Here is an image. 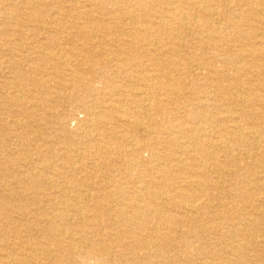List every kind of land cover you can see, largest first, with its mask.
I'll return each mask as SVG.
<instances>
[{
	"label": "rangeland",
	"instance_id": "rangeland-1",
	"mask_svg": "<svg viewBox=\"0 0 264 264\" xmlns=\"http://www.w3.org/2000/svg\"><path fill=\"white\" fill-rule=\"evenodd\" d=\"M39 1L41 3H47L45 5H40L39 7H37L36 13H38V15L36 17H33L34 19L29 18L28 15L30 14V10L28 11L27 9L30 7L32 8V10L35 9L34 4L35 2L38 3ZM49 1H52V3ZM49 1L0 0V65L2 66L0 67V92H3V94H6V96L22 95L27 100V97L33 98L35 104L38 106L37 110L32 109V112L29 114L24 112L17 113L19 115L16 118H12L8 113L0 111V135H2L1 138H3V140L0 139V236L5 235L4 242L8 244H20V240L16 238L14 229H12L11 225H8L9 223H7V220H11L13 223H15V225L23 223V225L28 224V228L30 229L33 227V223L28 222V220L25 218V215H22L24 212L17 209L20 206H24L26 204L28 206V204H31L33 205V208L31 209H37V211L40 210L36 213L38 219H40L42 215H46V212L42 211L43 203L39 200V197H36V199L34 198V201L31 200L34 197L32 195L34 193H36L37 196H40L42 186H40L39 188L35 187L36 190L32 188H25L24 186L22 188L17 184V179H20V177L17 176L19 174H26L27 171L30 173L43 172L42 174H46L48 171H52L54 172L55 176L54 180L60 182L61 186H65L66 188H68V192H70L71 190V183L75 181L79 183L81 181H84L85 184H87V177L89 178L91 175H94V177L90 181L91 183H100L102 180H105L110 185L112 184V189L117 185H120L122 188L136 187L139 193H143L144 188L141 185V183L143 182L140 181L149 182L152 179L159 178L160 176L157 169L161 170L166 168V164L170 169L177 170L179 168L176 164L168 163V159H165L159 163L157 161L155 162L153 160L152 153L145 149L142 151H138V153H130L129 155L123 156L118 153L120 150H116L115 152L107 155L109 158H103L105 162L107 161L103 164L101 163V161L99 162L98 157H95L94 154H90V152H92L93 150L88 146V143L92 139H102L104 141V144L106 142H108V144H111L114 141L111 142L108 139L106 131L104 132L99 129L100 132L97 131L96 133H94V126L91 125L90 122H85V119L87 117L94 119L93 115L101 114L107 119V121L112 119L110 120L111 122L108 123L109 127L113 125L112 128H116L117 131L120 129V131H118L119 135H131L133 137L131 139L137 140L140 143V146H144L150 143L154 144L156 147L153 148L155 152L158 151L161 153L164 151V156H169L172 151L178 150V148L174 143H172V141L170 142L169 140V142L165 143L167 148H165L166 146L164 145H157L158 143H154L155 140L148 138V136L139 135L138 133L131 130L128 126H124L120 121V117L119 121L117 118L113 120V118L115 117V111L113 110L114 108H116L117 102H120V99L129 96L127 94L130 93L140 95L142 94V92H147L146 88H144V85L153 84V82H145L147 81L146 77H148L149 73L156 74L158 78L161 76L159 80L154 81L155 84L161 83V88L156 89V91H158L154 93V96L160 98L167 97L169 99L172 94L180 97V86L178 87L179 82L176 80L179 77L175 76V74L177 73H172L175 69L177 72L178 70H181L182 72L179 73L183 75V80L191 84V86L186 89V93H193L197 97L200 96L202 100H210V103H207V106L209 107L205 109L209 117H203L197 120V122L200 121L203 123L204 130H206L205 133H203V135L206 136L203 139L205 143L201 144L202 146L205 145L206 148H201L198 145L197 147H199L201 151L205 150L203 151V153L208 151L209 154H211L210 156L213 155L212 157H216L215 163L217 166L215 167L214 171H212L209 168V162H202V165L204 164L203 166H205L206 164L208 165V169L205 170L206 172L204 175H202L203 173L200 172L202 176L200 177L199 181L205 180L204 182L211 186L209 189H206V191L216 196L215 203H217V208L219 211H222L224 209L223 206L225 205L226 209L230 210L234 214V217L237 219L233 221V224L239 222L243 213L254 211L250 207L251 204L247 203V199L241 196V191L249 187V180H255L257 176L261 175L264 172V169L262 168L264 167V138L260 144L261 147L259 149L253 150L251 147L244 148L248 149L246 151H243L244 154L242 158H244V161L241 160V162L237 165L234 163H230L228 157H226V154H224L221 148L218 146L221 142H219L216 137H226V133L224 131H220V129L228 128V130H230L235 124H240L243 127L247 128V126L249 127L252 123H256L260 125L258 131L261 133L264 132V119H262L264 118V104L258 103L259 100L261 102H264V86L263 84L260 85L261 82H258V80L260 79L261 81H264V72L260 71L259 67L260 64H264V60L261 61L262 58L260 57L259 59V55H254V53L256 52V47L254 45V42L256 41L255 38L256 36H258V34L260 35L261 33L259 29L257 30L258 24H244L240 19V16H238L240 15V11H234V9H236L237 7L232 9L235 2L232 3L230 7L232 10H230L231 13L228 14L229 16L226 17L222 11H219L220 15L217 18L211 19L212 25H214L213 27L215 29L204 27V25L206 24L205 22L208 21L209 18H205L204 15H202L197 9H186L187 15L191 17L192 21L194 20L192 29L188 33L186 31H181V29L179 28V21L169 20L174 29L176 31H180L181 35L180 40L176 39L177 42L175 38L173 40V43L178 44L179 46L180 53L177 54L179 56L178 58V56L172 55L170 53L171 49L169 48L167 43H170L171 41H168L166 39L167 37L164 35V33L155 34L156 30H154L153 28H156L157 26H147V24H159V20L162 16L170 17L171 6L169 5L174 0H74L73 3L70 2L71 0ZM178 1H180L181 3H185L190 0ZM234 1H236L237 3L239 0ZM20 2L23 4H21ZM58 6L59 9H57ZM258 7L260 9H264V2H262V5ZM245 9V11L250 12V9ZM159 13L162 16L159 15ZM78 18L80 19V21ZM218 21L220 23H218ZM56 23H58L59 25H56ZM138 23L143 24V27H145L147 32L150 31L149 34L152 33L154 37L152 39H146V41L143 43H139V41L137 42L135 39L137 33L145 35V33L143 32L145 30L144 28H141L140 26H134ZM35 27H37L39 30L35 32L36 37L31 36L33 34L32 29ZM135 28H138L141 31H137L135 30ZM216 29H218V31ZM81 33L82 36H80ZM262 33L264 35V29H262ZM50 36L61 39L66 44L73 41L74 43H71V46L72 44H76L75 47H73V51H75L78 58H81L79 57L82 52L81 48L85 46L87 47H85L86 49L92 47L93 51L95 52L91 53L90 55H86V66H82L81 68L76 67L69 69L66 66H56L54 64L52 65L51 63H46L40 66V70H42V72L39 70L36 73L34 70L28 69V64H26L25 62V66L24 62L22 61L24 59L22 58L24 55H29V53H32V51L28 50V48L31 47L29 45L35 43H46L47 39ZM20 38H22V40H20ZM150 43H157V45L152 46L150 45ZM20 44L27 48V50L22 52L21 62L19 61V63H22L25 68V70L23 71L24 75H22L21 78H18V81H20V83H23L24 85L26 84L25 86L27 91H23L22 93H19L14 89L6 90L2 87L7 79L9 82L17 81V79L16 81L14 80V78H17L15 74L16 72L14 70L15 66L18 67L17 62L14 59H11V57L8 58V56H10L11 52H14L16 49L20 48ZM192 45L194 47H192ZM142 47H144V49L141 50L140 48ZM156 48H158L161 52L156 51ZM105 49L110 50L109 54L111 57L108 59H106L105 56H102L103 52H105ZM147 50L151 53L149 52L150 54H147ZM195 52H197L196 55L198 57H195V60L192 59V61L194 62L193 66L197 67L198 63H201L203 65V62L206 61L208 67L205 68V66H201V69L198 70H194L192 68H177L176 65L175 67H173V63L178 62V60L186 61L187 58L191 57L189 55L194 54ZM246 53H248V55ZM115 58H117L118 60ZM74 59L77 60L76 57H73V62ZM231 59L235 61H231ZM169 62H171V64H169ZM232 62L234 65L232 64ZM242 63L246 65L247 68H249L250 65H256V67H250L249 72L244 74L240 69L244 66ZM22 64H20V66ZM91 66L93 67L92 74H85L83 70H86ZM209 66H213L211 69H214L216 74L215 76H217L214 77V79L217 78L218 83H220V86H222L223 88L220 87L221 90L218 91L219 93L213 88V86L210 88L204 87V91H206L205 93H202V91H200L201 89H198L195 92L192 91V89L190 88H193L194 86L196 88L197 85H205V83L203 82L205 81V76H207V73H209ZM45 76H47V79L45 78ZM76 76L80 77L82 82L77 83V87L74 88V84L69 80L71 77ZM131 85L134 88H131ZM88 86H90L89 89ZM235 87H237L238 90L232 89ZM168 90L171 92L170 95L167 93ZM253 91H255V93ZM223 97L227 99V102L223 101ZM212 102L216 105V107L217 103L220 107L223 106V104H226L227 109H232L237 113L234 112V115H229L232 120H230V118L226 120V116L224 115H220L219 117L217 114L219 112L216 110V107H213ZM84 103L88 105V110H85L83 108ZM240 110H246L249 113L250 117L239 115ZM12 111L18 112L20 111V109L14 106V108L12 107ZM255 113H258V115L256 116ZM184 115V110L180 109L179 117H183ZM141 116L142 115L139 112H136V114L133 112L131 114L128 113V117L132 119H139ZM152 118H154V120H156L157 122L160 121V117L155 113L152 114ZM127 119L121 118V120L124 122H126ZM17 121H20L23 124L22 128L15 126V122ZM213 126L219 127L214 131L216 133L215 139L218 141V143H215V145H209L211 138L207 136L212 133ZM122 128L124 131L121 130ZM127 130L128 132H125ZM134 133L136 134V136ZM98 134L101 136H99ZM120 139V143L118 141H115V145H112L113 148L115 147L118 149L122 145V143H126L127 145L130 144L128 143L127 139H125V137H122ZM155 139L158 140L157 137H155ZM197 149L198 148H194V150L196 151ZM103 156L107 157L105 155ZM182 156L183 158L187 157L186 155H181V157ZM23 157H28L29 159L31 158V160H33V163L25 162L26 160H24ZM68 157H70V159H68L67 163L66 158ZM139 161H141L142 164H140ZM29 164L30 166H28ZM44 165H50V168L52 170L43 169ZM173 165L175 167H172ZM65 166L71 167V170L74 169L73 173L67 171L68 169H65ZM33 168L35 169V171H31L33 170ZM188 170H190L189 167L188 169L183 170L180 175L188 177V174H186ZM12 173L13 175H11ZM4 175L7 176V180L3 178ZM98 180H100V182ZM212 183H214V186L218 185V187H214L213 189ZM153 190V192L156 193V196L150 197V195H146V198L144 200L145 205L143 204V209L137 211L138 213L136 212L137 221H135L133 228H131L136 232H140L138 230H141V232L144 233L148 228L156 225L159 222L160 212H157L155 210L156 203H159L161 206L167 208L169 215H176L173 210V205L168 202L166 203L160 199V197L163 196L162 194H160L161 196L158 194L159 192H161V189ZM193 192H195V194L197 195H201L199 190L197 189ZM255 193V199L257 200V203L259 205L261 203L264 205V202H261L262 196L264 194L260 191ZM210 194L206 195L203 191L201 195L203 197L200 198L198 205L199 208L200 206H203L204 208L201 209L199 213H197L198 215L196 214L197 224L201 225L205 223L201 215H203V213L208 210L206 204H208L207 197ZM172 195L174 197V194H171L170 196ZM11 196H13L12 198L16 202L15 203L13 201L11 204L12 210L13 208L14 210L7 211V213L5 214L2 208L4 204H6L7 201L11 198ZM175 196L178 201L184 200L187 204L191 203L190 197L188 196L181 197L179 196V194H175ZM114 200L118 201L117 198ZM113 205H115V202H113ZM258 209L264 212V208L262 209L261 207H258ZM8 210H10V206ZM263 219L264 217L262 216L258 221L260 225L261 223L263 224V230H251L246 232L245 235L247 236L245 240L242 241L245 250L243 252L245 256L248 257L250 261H248L249 264H264L263 258L260 257V254L263 253L262 251H264V248L255 244V240L259 237V240H262L261 237H263L264 235ZM44 226L45 225L43 224L39 226V231H41V233L43 234L46 233V227ZM120 226L122 229L128 228L130 230V227H127V225L125 224L120 223ZM32 232L36 234L35 231ZM101 232V234H103V231ZM163 232L168 237H165L163 243L168 244L170 242H174L179 245L183 244V238L180 233L177 234V238H172L171 233L168 230H164ZM248 236H250L249 238L252 239L249 240ZM88 237H92V235L89 234ZM94 237L99 236L94 235ZM212 237L215 242L220 243L218 244V246H220L221 250L225 248L224 245L226 242L228 243L229 241H231L227 238H223L221 241L219 239L220 235L216 232L212 234ZM213 240H211V242ZM94 241L96 242V245H101L105 240L103 238L100 242L98 240ZM191 241L194 242L196 241V239H191ZM206 241H208V239H206ZM203 243H205V241H203ZM215 251L216 250L214 249L211 250L207 248L199 253L200 255L198 256V252L189 251L191 255L190 264H204V262H206L208 259L212 261V259L215 257V254L213 253ZM260 259L262 260L257 261ZM183 264L186 263L184 262Z\"/></svg>",
	"mask_w": 264,
	"mask_h": 264
},
{
	"label": "bare ground",
	"instance_id": "bare-ground-1",
	"mask_svg": "<svg viewBox=\"0 0 264 264\" xmlns=\"http://www.w3.org/2000/svg\"><path fill=\"white\" fill-rule=\"evenodd\" d=\"M39 2L38 3L35 2L34 4L35 9L32 10L31 7L27 9L28 11L30 10V14L28 15L29 18L36 17L38 15V13H36L37 7H39L40 5H45L47 3V2L46 3L45 2L39 3ZM49 2L52 3V1H49ZM70 2L73 3L74 0H71ZM262 2H264V0H239L237 3L234 0H190L185 3H181L178 0H174L169 5L171 6L170 7L171 16L170 17L162 16L159 13V15L162 16L159 20V24H147V26H151V27L157 26L156 28H153L154 30H156L155 34L164 33V35L167 37L166 39L168 41H171L170 43H167V45L171 49L170 53L172 55L178 56L177 54L180 53L179 46L178 44L173 43V40L174 38L175 40L181 39L180 31L179 30L176 31L174 27L171 25V23L169 22V20L179 21L180 22L179 28L181 29V31H186L188 33L192 29L194 20L192 21L191 17L187 15L186 9L194 8V9H197L202 15H204L205 18H209L208 21L205 22L206 24L204 25V27L206 28L210 27L211 29H213L214 25H212L211 19L217 18L220 15L219 11H222L227 17L229 16L228 14L231 13L230 10L237 7L236 9H234V11H240V15L238 16H240V19L242 20L244 24H251V25L258 24L257 30L259 29L261 33L260 35L258 34L256 38L254 37L256 39V41L254 42V45L256 47V52L254 53V55H259V59L261 57L262 58L261 61H262L264 60V51H262L264 50V35L262 33V29H264V9H260L258 7L262 5ZM232 3H234V6L231 9L230 7ZM18 6H19V2H18ZM245 8L250 9V12L245 11L246 10ZM57 9H59V6L57 7ZM157 22H158V19H157ZM218 23L220 22L218 21ZM56 25H59V24L56 23ZM134 26H137V27L140 26L141 28L145 29V27H143V24L138 23ZM135 30L141 31L138 28H135ZM145 30L143 31L145 35L137 33V36L135 37L137 42L139 41V43L141 42L143 43L146 41V39H149V38L152 39L154 37L152 33L149 34L150 31L147 32V30L146 31ZM216 30L218 31V29ZM37 31H39L37 27L33 28L32 29L33 34L31 36H35V32ZM80 36H82V33ZM20 40H22V38H20ZM71 43H74V42L71 41L70 43L66 44L61 39H57L56 37L50 36L47 39L46 43H35L32 45H29L31 47L28 48V50L32 51V53H29V55H24L22 58L24 60L22 61L24 62V64L25 62L26 64H28L27 65L28 69L34 70L36 73L37 71L40 70V66L46 63L48 64L51 63L52 65L54 64L56 66H59V65L64 66V67L66 66L69 69L76 68V67L81 68L82 66H86V62H87L86 55L87 54L90 55L91 53H94L95 51H93L92 47H89L88 49H86L87 47L85 46L86 48L85 47L81 48L82 52L79 55V57L81 58H78L75 51H73V47H75L76 44H72L71 46ZM150 45L152 46L157 45V43H150ZM192 47L194 46L192 45ZM108 49H105V52H103V55H102V56H105L106 59L111 57L109 54L110 50ZM140 49L142 50L144 49V47ZM25 50H27V48H25L24 46L20 44V48L16 49L14 52H11V53L9 52L10 56H8V58L11 57V59H14L18 65V67L15 66L14 68L16 72L15 74L17 77V78H14V80L16 81L17 79V81L9 82L7 79V81L4 82L2 86L4 89L6 90L14 89V90H17L19 93L20 92L22 93L23 91L24 92L27 91L26 86H25L26 84L24 85L23 83H20V81H18V78H21L22 75H24V72H23L25 70L24 65L22 63H19V61L21 62L22 52H24ZM156 51L161 52L158 48H156ZM149 52L150 51L147 50V54L151 53ZM196 54L197 52H195L194 54H190L189 56L191 57L187 58L186 61L178 60V62L172 64L174 65L173 67H175L176 65L177 68H184V69L192 68L194 70L201 69V66L202 67L205 66V68L208 67L207 66L208 64L206 63V61L203 62V65L201 63L200 64L198 63L197 67L193 66L194 62L192 61V59L195 60L196 59L195 57H198ZM246 54L248 55V53ZM73 57L74 58L76 57L77 60L74 59V62L76 63L73 62L72 60ZM231 61H235V60L231 59ZM20 64L22 65L20 66ZM169 64H171V62H169ZM0 67L2 66L0 65ZM209 67H210L209 68L210 70L208 71L209 73H207V76H205V81L203 82L205 83V85H202V86L197 85L196 88L194 86L193 88H190L192 89V91L195 92L198 89H201L200 91H202V93L203 92L205 93L206 91H204V87L210 88L212 86L217 92L221 90L220 88L222 87L220 86L221 84L218 83L217 78L214 79V77H217V76H215L216 74H215L214 69H211L213 66H209ZM250 67L254 68L256 67V65L255 66L250 65ZM259 67H260V71L264 72V64H260ZM249 68H247L246 65H244L243 68H240V69H241V72L245 74L249 72ZM40 71L42 72V70ZM92 71H93L92 66L86 70H83V72L87 75L92 74ZM179 72H182V71L178 70L177 72L175 69L174 72L172 73H177L175 74V76L179 77L176 80L179 82L178 87L180 86V89H179V91H181V93L179 94L180 97L176 95H172L169 90L167 92L169 95L171 94V97H169V99L167 97H164L165 98L164 99L163 97L160 98V97L154 96V93L158 91V90L156 91V89L161 88V83L155 84L154 81L159 80L161 76L158 78L156 74L149 73L148 77H146L147 81L145 82L146 83L153 82V84L144 85L145 86L144 88H146L147 92H144L145 93L144 94L141 91L142 94L139 93L140 95H135V94H130V93L127 94L129 96L123 99H120L119 100L120 102H117L116 108H114L113 110L116 112V113L114 112L115 117L113 118V120L117 118L119 121V117H120V121L123 123L124 126H128L131 130L138 133L139 135L148 136V138L155 140L154 143L155 142L158 143L157 145L166 146L165 143L169 142V140L170 142L172 141V143L175 144L178 150L172 151V153L169 156H164L163 154L164 151L161 153L158 151L155 152L153 149L155 147L154 144L150 143L144 146L143 145L140 146L139 145L140 143L137 140L131 139L133 138L131 135H128V134L119 135L118 131H120V129L117 131L116 128H112L113 125L109 127L108 123L111 122L110 120L112 119L107 121V119L101 114L93 115L94 119L90 117H87L85 119L86 123L90 122L91 125L94 126L93 127V129L95 130L93 131L94 133H96L97 131L100 132V130L104 132L106 131L108 139L111 142L114 141L111 144H108V142H106L105 144L107 145V147L104 144V141L102 139H92L88 143V146L93 150L92 152H90V154H94L95 157H98L99 162L101 161V163L103 164L106 163L107 161L105 162L103 158H109L107 155L115 152L116 150L118 151L120 150L118 153H120L121 156H123V155H129L130 153L131 154L138 153V151H142L145 149V150H148L150 153H152V157L155 162L157 161L159 163L165 159H168L167 160L168 163L176 164L179 168L177 170L170 169L168 168L166 164L165 165L166 168L161 169V170L157 169L159 176H160L159 178L152 179L149 182L140 181V182H143L141 183V185L144 188L143 193H139L136 187L122 188L120 185H117L116 187L114 186V188L112 189V186H111L112 184L110 185L105 180H102L100 182L101 179L98 180L100 183H96V182L91 183L90 181L94 177V175H91L89 178L87 177L86 179L87 184H85L84 181H81L82 183L75 181L71 183V185L69 184L71 186L70 187L71 188L70 192L72 193L71 194L70 192L67 191L69 190L68 188H66L65 186H61L60 182H57V180H54L55 176H54V172L52 171L51 172L48 171L46 174L44 173L45 175L42 174L43 172L42 173H37V172L30 173L28 171L26 174L23 173V174L17 175L18 177H20V179H17V184L21 186L22 188L24 186L25 188L35 189V187L39 188L40 186H42L41 187L42 189L40 188L41 189L40 196H37L36 193H34L32 194L34 197L31 200L34 201L36 197H39V200L43 203L42 211L46 212L45 213L46 215H42L40 219H38L36 216L37 215L36 213L40 210L37 211V209L36 210L31 209L33 208L32 207L33 205L31 204H28V206L26 204L24 206H20L19 208H17L19 209V211L21 210L24 212L22 215H25V218L28 220V222L33 223L32 224L33 227L30 229L28 228V224H26L27 225L26 226V225H23L22 222H20L22 224L15 225V223H13L11 220H7V223H9L8 225H11L12 229H14V234L16 235V238L20 240L19 241L20 244L5 243L4 242L5 235L0 236V264H183L184 262L186 264H190L191 255L189 251L198 252L197 253V256H198L200 255L199 253H201L203 250L207 248L211 250L213 249L216 250L215 252H213L215 254V257L212 259V261L206 258L208 260L204 262V264H249L248 263L249 259L247 256H245L243 252L245 250H244V244H242V241H244L247 236L245 235L246 232L251 231V230L253 231L263 230V224L261 223L260 225L258 221L260 217L262 216L264 217V214H263L264 212L262 210H259L258 207H261L263 209L264 205L262 203L260 205L257 203V200L255 199L256 198L255 192L260 191L264 194V172L261 175L257 176L255 180L253 181L249 180L248 181L249 187L241 191V196L247 199L248 201L247 203L251 204L250 207L254 211L243 213L239 222L236 224H233V221L237 219L234 217V214L230 210L226 209L225 205L223 206L224 209L222 211H219L217 208V203H215L216 196L206 191V189H209L211 186L205 183L204 182L205 180L199 181L200 177L205 174L206 172L205 170L208 169V165L206 164L205 166H203L204 164L202 165V162L203 163L209 162V168L212 171H214L215 167L217 166L215 163L216 157L215 158L212 157L213 155L210 156L211 154H209L208 151L203 153V151L205 150L201 151V149H199V147L206 148L205 145L204 146L201 145L205 143L203 139L206 136H204L203 133H205L206 130H204L203 123L200 121L197 122V120L199 118L209 117L205 109L209 107L207 106L208 105L207 103H210V100H206V99L202 100L200 96L197 97L193 93L192 94L186 93L185 92L186 89L189 88L191 84L185 82L183 80L184 79L183 75L180 74ZM46 77L47 76H45V78ZM69 81L74 84L73 85L74 88L77 87L76 86L77 83L82 82L81 78L78 76L71 77ZM258 82H261L260 85L263 84L264 86V81H261L260 79L258 80ZM89 88L90 86H88V89ZM131 88H134V87L132 86ZM232 89L238 90L237 87L232 88ZM253 92L255 93V91ZM27 98L28 100L22 95L6 96V94H3V92H0V111H4L8 113L10 117L16 118L19 115L17 114L19 112L21 113L24 112V113L29 114L32 112V109L37 110L38 106L35 104L33 98H29V97ZM222 99L224 102L227 100L224 97ZM213 102H212L213 107H216V105ZM258 103L264 104V102H261L260 100L258 101ZM14 106L18 107L20 111L18 112L12 111V107L14 108ZM226 107H227L226 104H223V106L220 107L217 103L216 110L219 113L217 112L216 113L218 114L219 117L220 115L226 116V120H228L230 118L229 115H234L235 111H233L232 109H227ZM83 108L85 110H88V105L84 103ZM180 109L184 110L185 112V115L183 117H179ZM132 112L135 114L136 112H139L142 116L139 119L133 118L134 119L133 120L132 118L128 117V113L131 114ZM153 113L157 114L160 117L159 122H157L156 120H154V118H152ZM239 115L250 117L249 113L246 110H240ZM255 115L257 116L258 113L257 114L255 113ZM121 118H126V119L128 118V119L126 120V122H124L121 120ZM230 120L232 119L230 118ZM15 126L22 128L23 124L20 121H17L15 122ZM259 127L260 125L256 123H252L249 127L247 126V128L243 127L240 124H235L230 130H228V128L220 129V131L222 132L224 131L226 133V137L224 138L219 137V136L216 137L217 140L221 142L218 146L221 148L222 152L226 154V157H228V160L230 161V163H234L238 165L241 162V160L244 161V158H242L244 154L243 151L248 150L244 148L251 147L253 150H255L261 147L260 144L264 138V132L263 133L259 132L258 131ZM218 128H219L218 126L216 127L213 126L212 133H210L209 136H207L211 138L209 145L210 144L215 145V143H218V141L215 139L216 133L214 132ZM121 130H123V128ZM125 132H128V130ZM87 133H90V132H87ZM1 137L2 135H0V139L3 140V138ZM122 137L123 138L125 137L128 143H130L131 145L122 143V145L118 149L115 147L113 148V146L115 145V141L119 142V140H121L120 138ZM155 137H157L158 140H156ZM197 145L199 147H197ZM165 148H167V146ZM194 148H198L197 151L194 150ZM103 155L107 157H104ZM181 155H186L187 157L183 158V156L181 157ZM66 159L68 163V159H70V157ZM24 160H26L25 162H28V163L33 161L31 160V158L29 159L28 157L24 158ZM139 163L142 164L141 161H139ZM28 166H30V164ZM172 167H175V166L173 165ZM188 167L190 168V170H188V172L186 173L188 174V177L187 176L185 177L183 175L181 176L180 173H182L183 170L188 169ZM262 168L264 169V167ZM43 169H51V168H50V165L49 166L44 165ZM65 169H68L67 171L72 172V173L74 171V169L71 170V167H68V166H65ZM31 171H35V169L33 168V170ZM200 172H202L203 174L201 175ZM11 175H13V173ZM6 177L7 176L4 175L3 178L6 179ZM214 187H218V185L214 186V183H212V188L214 189ZM153 189H161V192H159L158 194L159 195L162 194L163 196L160 195L161 196L160 199L166 203L168 202L172 204L174 213H176V215H172V216L169 215L167 208L161 206L159 203H156L155 210L157 212H160L159 222L156 225L148 228L146 232L144 233L141 232V230H138L140 232H136L134 229H131L133 228L135 221H137L136 212L143 209V204H144L146 195H150V197L156 196V193L153 192L154 191ZM196 189L199 190L201 195L203 191L206 195L210 194L207 197L208 204H206L208 210H206V212L203 213V215H201L205 223L201 225L197 224L196 214L199 213L200 210L204 208L203 206L202 207L200 206L199 208V205H198L200 198H202L203 196L195 194V192L193 191ZM171 194H174V197L173 195L170 196ZM175 194H179V196L181 197H187V196L190 197L191 203L187 204L184 200L178 201ZM192 194H195V195H192ZM12 197L13 196H11V198L7 201L6 204H4L2 208L5 214L7 213V211L12 210L11 204L14 201ZM116 198L118 199V201L114 200ZM262 201L264 202V195L262 196L261 202ZM113 202H115V205H113ZM9 206H10V210H8ZM120 223L127 225V227H130V230L128 228L122 229L120 226ZM41 224L45 225L44 227H46V231H45L46 233L44 234L41 233V231H39L40 230L39 226ZM31 230L35 231L36 234L33 233ZM164 230L166 231L168 230L171 233L172 238L176 237L177 234L180 233L183 238V244L179 245L174 242H170L168 244L163 243L165 237L168 238L167 235L163 232ZM101 231H103V234H101L102 233ZM215 232L220 235L219 239L221 241L223 238H227L231 240L228 243L226 242L225 245L223 244L225 247L223 248L225 250L224 249L221 250L220 246H218V244L220 243H217L213 240L212 234ZM89 234H91L92 237H88ZM94 235L99 236V237H94ZM249 237L250 236H248V238ZM103 238L105 240L104 243L101 245L99 244L96 245V242L94 240H98L100 242ZM191 239H196V241L192 242ZM206 239H208V241H206ZM251 239L252 238H249V240ZM259 239L260 237L255 240V237H254L255 244L264 248V235L263 237H261L262 240H259ZM211 240L213 241L211 242ZM203 241H205V243H203ZM262 252L263 253L260 254L261 255L260 257L263 258L264 260V251ZM261 260L262 259L257 260V261H261Z\"/></svg>",
	"mask_w": 264,
	"mask_h": 264
}]
</instances>
